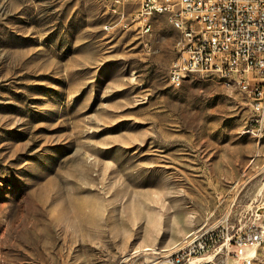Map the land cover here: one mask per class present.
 Returning a JSON list of instances; mask_svg holds the SVG:
<instances>
[{
    "label": "rangeland",
    "instance_id": "obj_1",
    "mask_svg": "<svg viewBox=\"0 0 264 264\" xmlns=\"http://www.w3.org/2000/svg\"><path fill=\"white\" fill-rule=\"evenodd\" d=\"M105 1L0 0V264H152L214 227L210 259L264 225L243 94L172 87L178 30L107 32ZM247 251L264 264V242Z\"/></svg>",
    "mask_w": 264,
    "mask_h": 264
},
{
    "label": "built area",
    "instance_id": "obj_2",
    "mask_svg": "<svg viewBox=\"0 0 264 264\" xmlns=\"http://www.w3.org/2000/svg\"><path fill=\"white\" fill-rule=\"evenodd\" d=\"M103 5L111 18L103 25L107 32L134 30L150 34L152 17L166 11L174 28L187 30V37H178L169 66L172 87L180 88L193 74L217 78L229 88L231 78H238L239 91L250 109L244 132L251 134L254 125H261L260 140L263 138L264 0H106ZM213 228L201 229L184 250L168 258H156L152 264H228V253L223 248L227 251L230 246L234 247L235 264L254 263L256 252L247 249L264 242L263 224L253 225L237 236L227 235L219 245L222 253L217 251L206 259V253L220 238ZM201 259L202 263H196Z\"/></svg>",
    "mask_w": 264,
    "mask_h": 264
},
{
    "label": "bare ground",
    "instance_id": "obj_3",
    "mask_svg": "<svg viewBox=\"0 0 264 264\" xmlns=\"http://www.w3.org/2000/svg\"><path fill=\"white\" fill-rule=\"evenodd\" d=\"M159 14L166 15V11H159ZM170 22V19H168ZM179 31L180 37H187V30H183L182 28H175ZM178 47V39L175 43V52L176 48ZM231 88H237L239 90V80L238 78H231ZM251 134L253 135H261L262 134V126L261 125H254V130H251ZM196 240V233H194L192 236H190L187 241L180 247L176 252L173 254L169 255H177L178 252H181V250H184L186 245L193 243ZM168 256V254H167ZM168 256V257H169ZM165 257V256H164ZM167 257V258H168Z\"/></svg>",
    "mask_w": 264,
    "mask_h": 264
},
{
    "label": "crops",
    "instance_id": "obj_4",
    "mask_svg": "<svg viewBox=\"0 0 264 264\" xmlns=\"http://www.w3.org/2000/svg\"><path fill=\"white\" fill-rule=\"evenodd\" d=\"M176 31H177V30H175V33H176ZM178 32H179V31H178ZM179 36H180V33H179ZM179 36H178V37H179ZM177 39H178V38H177ZM176 41H177V40H176Z\"/></svg>",
    "mask_w": 264,
    "mask_h": 264
}]
</instances>
